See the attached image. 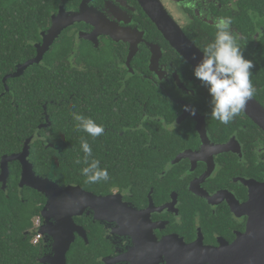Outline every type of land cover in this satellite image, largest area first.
<instances>
[{"label":"flooded vegetation","instance_id":"obj_1","mask_svg":"<svg viewBox=\"0 0 264 264\" xmlns=\"http://www.w3.org/2000/svg\"><path fill=\"white\" fill-rule=\"evenodd\" d=\"M64 1L50 11L48 26L40 31V41L35 44L41 43V33L51 26L54 16L78 12L82 3L87 21L65 27L51 43L50 51L59 47L66 50L60 58L48 65L42 57L34 64L35 86L41 68L51 73L44 79L55 83L53 98L42 101L37 97L39 90L35 91L34 101L41 110L35 106L27 117L29 122L22 125L34 132L19 140V151L8 155L21 152L28 142V161L34 173L43 176L34 170L33 145L55 150L60 147L41 138L38 131L76 130L73 111L104 126L103 135L98 137L102 159L121 142L128 143L135 154L144 150L160 153L145 179H135L139 164L131 157L129 173L134 180L110 186L103 194L90 191L119 194L132 210L120 225L100 222L91 213L74 217L88 242L75 234L73 243L80 239L88 246L95 227L105 246L98 264H168L167 252L160 253L151 246L170 237L217 250L219 264H248L249 258H255L252 264H264V10L244 5L241 0H159L184 46L181 32L200 52L215 37L216 19H232L237 43L254 64L251 80L256 92L239 115L222 124L207 115L210 97L194 78V65L172 45L138 0ZM249 10L256 14L255 20ZM63 22L59 20V24ZM71 76L80 83L75 84L80 89H70L64 81ZM137 81L146 89L137 90ZM60 82L63 85L56 88ZM154 92L163 102L165 113L154 108ZM154 122L169 135L176 132L177 137L165 139L164 143L170 142L164 147L146 136L133 137L136 133L149 134ZM125 156L124 164L128 163ZM8 168L9 177L11 169L18 175V186L20 162L11 161ZM36 192L43 200L40 216L34 218L40 227L46 197Z\"/></svg>","mask_w":264,"mask_h":264},{"label":"trees","instance_id":"obj_2","mask_svg":"<svg viewBox=\"0 0 264 264\" xmlns=\"http://www.w3.org/2000/svg\"><path fill=\"white\" fill-rule=\"evenodd\" d=\"M241 1H244V5L256 6L264 10V0ZM60 2L65 3L64 0H0V156L19 151L21 148L19 140L34 132V129L28 130L22 125L29 122L28 118L31 117L29 112L32 109L39 106L41 110V106L34 101L35 91L39 90L37 97L42 101L53 98L51 92L55 88V83L44 79L45 74H51L46 68H41L39 71L38 86H35L32 73L36 65L24 71L23 76L21 74L18 77L7 78V82L2 83V77L14 72L15 65L24 63L35 56L37 45L35 43L40 41V31L48 26L50 11L56 9ZM52 50L54 51L48 50L43 54L45 64L51 65L54 59L60 58V55L66 52L60 47ZM45 64H41V67L46 66ZM57 74L60 73L57 72ZM72 78L71 76V80L64 81L68 82L70 89H80L75 85L80 83ZM56 85V88H59L63 83ZM145 87L143 82H136L137 90H145ZM159 98L154 92L152 95L154 108L158 110L157 112L165 113L164 104ZM38 132L41 138L50 140L55 146H59L60 150L49 147L43 149L40 145H33L31 156L35 163L34 170L58 184H76L100 194L105 193V189L110 186H119L120 183H129L130 180H134L132 173H129L131 157L137 158L139 166L135 179L140 181L145 179L146 171L153 169L152 165L156 164L160 155L158 152L149 154L145 150L135 154L130 151L131 146H128V143L121 142L116 149V154H114L115 150L102 159L98 137L94 139L82 131L54 128L41 129ZM145 136L164 147L170 142L164 143L165 139L171 136L177 137V134L175 132L174 135H169L158 122H154L149 134L136 133L133 137ZM81 139H87L90 145L94 143L93 157L100 160L101 167L108 170L110 177L108 181L90 184L81 175L80 169L85 165L76 163L77 159L82 160L84 156L81 150ZM37 148H39L38 152H36ZM122 152L128 156L127 160L130 164L123 163L126 156L120 154ZM17 181L18 175L11 169L6 189L2 190L0 184V264H40L38 258L43 254V243L42 240L34 243L33 238L35 236L34 218L40 216L43 200L33 189L19 188ZM103 247L105 246L101 244L98 232L93 227L88 246L80 239L71 245L67 253V264H98V257L102 254Z\"/></svg>","mask_w":264,"mask_h":264},{"label":"water","instance_id":"obj_3","mask_svg":"<svg viewBox=\"0 0 264 264\" xmlns=\"http://www.w3.org/2000/svg\"><path fill=\"white\" fill-rule=\"evenodd\" d=\"M138 1L144 11L165 33L172 45L177 47L195 66L201 58V52L194 49L191 42L181 32L180 35L185 41L184 46L180 37L175 33L174 22L167 15L160 1ZM83 5L84 3L80 6L78 12L54 16L51 26L46 32L41 33L42 41L36 45L35 56L24 63L17 64L14 72L3 77V82L9 77L20 76L29 66L39 63L43 54L49 49L62 29L74 22L87 21ZM59 9L64 10L62 6ZM60 19L64 20L62 24H59ZM28 156V142L24 144L21 152L2 155L0 158V184L2 190H5L9 177L8 163L19 161L22 166V173L18 186L22 188L25 186L30 187L46 197V203L41 213L44 221L38 230L43 236V254L38 258L40 264H67V252L76 238L75 234H79L85 239V242H88L85 231L81 226L75 224L74 217L91 213L100 222L113 221L120 225L125 222L130 214L131 205L123 203L119 194L98 195L83 189L80 185H60L52 179L36 175L32 164L28 161ZM240 243L239 240L238 244ZM151 248L152 250L156 248V251L160 253L167 252L168 264H219L216 261L219 260L217 250L203 246V244H187L183 240L174 237L154 244ZM252 259L255 260V258ZM252 259L249 258L248 264H252Z\"/></svg>","mask_w":264,"mask_h":264},{"label":"clouds","instance_id":"obj_4","mask_svg":"<svg viewBox=\"0 0 264 264\" xmlns=\"http://www.w3.org/2000/svg\"><path fill=\"white\" fill-rule=\"evenodd\" d=\"M248 14L255 20L256 14L252 10ZM231 25L230 17L216 19L215 37L204 47L199 62L193 67L194 78L207 89L210 97L207 115L222 124L230 123L239 115L256 92L251 80L254 64L244 56ZM190 111L195 114V109ZM71 115L78 132H85L94 139L103 135L104 126L93 118L75 111ZM80 143L84 156L76 163L85 165L80 169L81 175L90 184L108 181V170L93 157L92 146L87 139H81Z\"/></svg>","mask_w":264,"mask_h":264},{"label":"built area","instance_id":"obj_5","mask_svg":"<svg viewBox=\"0 0 264 264\" xmlns=\"http://www.w3.org/2000/svg\"><path fill=\"white\" fill-rule=\"evenodd\" d=\"M37 222H38V220L35 219L34 220L35 236L33 238L34 243L38 242L42 238V234L39 233V231H38L40 227H39V223H37Z\"/></svg>","mask_w":264,"mask_h":264}]
</instances>
